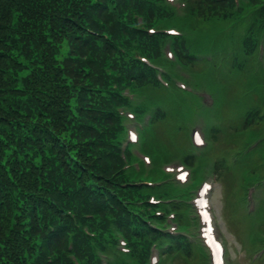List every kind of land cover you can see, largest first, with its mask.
<instances>
[{"label": "trees", "instance_id": "1", "mask_svg": "<svg viewBox=\"0 0 264 264\" xmlns=\"http://www.w3.org/2000/svg\"><path fill=\"white\" fill-rule=\"evenodd\" d=\"M50 1L0 0V29L12 33L6 42L13 53L16 51L13 45L21 47L16 30L23 23L30 25L31 39L39 32L49 39L55 35L65 37L66 32L53 28V9L46 6ZM16 4L29 11L12 13ZM208 5L205 9L211 13ZM66 12L70 13V10ZM20 14L23 15L19 19ZM60 26L62 28V22ZM50 71L46 66L44 69L36 66L29 69L25 80L13 79L10 88L15 93L14 99L11 96L14 107L12 110L7 108L6 117L0 118V264H46L45 253L41 251L43 241L50 246L56 264H72L66 257L69 239L74 243L73 252L81 259L86 258L89 239L75 224V218L71 220L61 211L62 207L69 206L77 211L78 206L79 210L86 206L96 210L102 201L99 184L115 180L101 177L102 172L114 173L115 183L135 179L133 171L127 174L121 163L108 166L103 162L106 154L101 147L104 142L93 141L88 122L70 119V107L76 98L61 97V86L51 83ZM234 91V85H230L228 92L225 90L222 108L232 106ZM23 101V105L16 104ZM3 105L0 100V114L6 109ZM234 113L239 119L245 117L242 109ZM106 144L111 146L109 141ZM11 190L19 191L16 197L10 196ZM113 217L127 235L131 230L138 231L139 227L133 223L127 227L126 209L120 202L114 208ZM49 223L55 225L53 231L49 229ZM55 239L57 245L53 246ZM98 244L108 253L117 245L112 235L100 237Z\"/></svg>", "mask_w": 264, "mask_h": 264}, {"label": "rangeland", "instance_id": "2", "mask_svg": "<svg viewBox=\"0 0 264 264\" xmlns=\"http://www.w3.org/2000/svg\"><path fill=\"white\" fill-rule=\"evenodd\" d=\"M233 100H234V95H232V98H231L232 103L234 102ZM218 181L219 180L217 179L216 184H215L216 188L214 190V193H215L214 194V202H215V205H216V210H217V212L219 214L220 211L222 210V207L224 206L225 199H224L223 193L220 192V182H218ZM220 220H221L222 227L224 226L226 228L227 227L226 223H227L228 219L222 217ZM261 225H262V229H264V222H262ZM233 235L234 234L230 233L229 230L227 231V238H230V240H232L231 241V250H234L233 252L235 253V252H237V250H240L241 242H240L239 239H235L233 237ZM245 254H246V256L242 257V255H245ZM239 256L242 257L241 259L245 261V264H248V261H250L249 258H248L246 250L243 249V248H241Z\"/></svg>", "mask_w": 264, "mask_h": 264}]
</instances>
